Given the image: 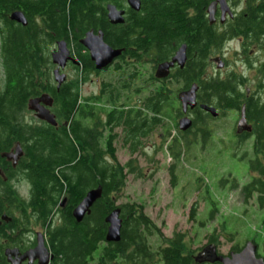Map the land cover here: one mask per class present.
Returning <instances> with one entry per match:
<instances>
[{"label": "trees", "instance_id": "16d2710c", "mask_svg": "<svg viewBox=\"0 0 264 264\" xmlns=\"http://www.w3.org/2000/svg\"><path fill=\"white\" fill-rule=\"evenodd\" d=\"M87 1L0 0V173L6 179L4 183L0 176V216L4 214L11 219L10 223L0 225V264H5L4 248L26 250L25 235L37 224L47 231V248L52 256L49 264H218L214 259L206 261V257L196 261L195 251L185 247L182 233L165 238L142 205L118 204L127 175L141 178L142 174L134 166V160L124 165L118 162L115 142L120 140L130 156L138 153L145 139L163 127L170 117L174 118L171 106L175 98L170 97L166 89H154L143 98L136 93L132 101L127 95L130 82L121 76L103 82L97 95L81 98L82 81L89 72H95L88 54L80 46V40L91 25ZM247 8L245 22L253 27L251 34L256 35L254 0H248ZM15 12L23 15L26 26L9 20V15ZM168 17L170 19L164 21L165 35L157 31L150 37L160 41L171 32L191 26L184 11L172 9ZM230 24L234 27L229 29L228 38L238 37L240 19L237 17ZM62 41L75 54L78 66H72L76 77L68 78L57 89L50 55L55 45ZM107 44L114 48L113 41L107 40ZM203 58L202 54L194 64L188 63L184 68L178 78L184 85L192 84L194 71L200 77L205 66ZM239 85L240 78L233 74L227 75L224 81L199 78L197 98L204 105L216 104L226 111L237 113L245 108L251 133L242 134L238 141L245 144L251 140L248 169L254 177L241 187L233 180L231 186L239 190L244 205L253 203L263 211L264 224V94L251 93L245 98ZM42 95L52 99L50 112L55 117L56 127L26 120V116H31L28 102ZM194 113L195 123L204 127L206 121L213 120L209 116L198 117L200 111ZM173 130L182 141L175 138L169 151L179 160L182 150H188L191 143L185 139L188 132H179L176 123ZM208 136L204 134L202 139ZM16 144L21 146L23 158L13 169L1 155L10 152ZM246 156L247 152L243 157ZM17 175L31 187L28 199L19 196L10 186ZM98 187L102 190L101 198L94 203L90 214L76 223L73 209L87 192ZM61 204L65 206L61 209L65 222L62 227L50 228L49 218ZM115 211L119 212L122 222L121 239L118 243H107L106 219ZM189 217L196 222L195 207L191 208ZM154 236L160 242L155 251L149 244V238ZM219 238L215 231L206 235L207 245L202 249L212 245L216 256L221 257L216 247ZM229 238L228 242L232 243L234 235L230 234ZM251 243L259 247L254 241ZM240 250L233 245L229 254ZM261 250L264 254V239ZM262 254L257 252V257L264 260Z\"/></svg>", "mask_w": 264, "mask_h": 264}, {"label": "rangeland", "instance_id": "374dc122", "mask_svg": "<svg viewBox=\"0 0 264 264\" xmlns=\"http://www.w3.org/2000/svg\"><path fill=\"white\" fill-rule=\"evenodd\" d=\"M226 49L228 66L218 69L216 62L208 74L218 73L225 77L233 74L238 78L245 75L246 86L250 90L261 85L262 81L264 84L259 75L253 71L247 72L238 56L237 45L230 44ZM62 73L67 79L77 75L73 68H66ZM111 77L113 81L116 78L111 70L98 74L89 72L80 85L81 98L97 95L102 83ZM145 96L143 94L141 98ZM30 119L38 121L32 114L26 116V120ZM212 119L206 125L210 133L206 140L195 141L191 135L185 137L191 144L188 150H182L183 155L179 160L169 151L175 138L182 141L173 130L178 121L171 117L163 127L157 128L143 141V147L133 156L117 140L115 148L118 162L124 165L134 160V166L142 174L141 178L127 175L126 187L118 204L130 202L142 205L145 214L161 229L165 238H171L176 232L184 234L185 247L194 250V256L207 245L205 236L213 231L220 236L216 247L221 256H227L233 245L243 248L251 241L258 244V252L262 254L263 211L258 210L253 203L244 205L239 190L231 186L233 180L241 187L254 177L248 169L251 140L240 144L234 136L233 129L239 119L236 112L227 111L224 116ZM245 152L247 156L244 158ZM171 171L174 173V185L171 183ZM10 186L26 199L27 185L11 181ZM193 207L196 208V222L189 217ZM31 228L37 231L36 226ZM230 234L234 235L232 243L228 242ZM159 243L157 236L149 238L153 251Z\"/></svg>", "mask_w": 264, "mask_h": 264}, {"label": "flooded vegetation", "instance_id": "af4514ba", "mask_svg": "<svg viewBox=\"0 0 264 264\" xmlns=\"http://www.w3.org/2000/svg\"><path fill=\"white\" fill-rule=\"evenodd\" d=\"M134 1L137 4H134L133 6L137 7V9L131 7L128 0H114L113 3H107L101 0L87 1V6H89L91 12V17L89 19L91 25H89L90 29L86 33L90 32L94 35H98L100 32L103 35V41L106 44L107 40L109 42L113 41V49L121 51L120 56L114 59L111 66L100 72H97L94 68L96 73H93L98 74L114 70V76L128 78L130 84L127 89V95L130 97H133L136 93L149 95L154 91V89H166L165 91L170 92V97L175 98L171 106V110L175 112L173 119H177L179 122L181 119L187 118L192 123V127L187 131L188 133L186 136L191 135L192 139H195L196 141L197 139H202L204 134L207 136L210 135L209 131L206 130L208 121H206L205 127L195 123L196 117L194 112L196 111L201 112L199 114L200 116H198L200 118H206L207 116L211 118L210 114L200 109V106L207 105L200 103L197 98V93L200 88L199 78L206 81H224V79H226L225 76H221L218 73L208 74V71L215 65L216 62L218 65H222L223 68L228 66L226 59L228 49H226V47L230 44H234L238 47V56L240 57L241 62L244 63L243 65L246 67L247 72L250 73L253 71L255 75H259L261 79L264 80V0H254V29L257 31L256 35L251 34L253 27H249L245 22L248 12V0H225L229 12L231 13V17L226 13L224 19H222L220 7L217 5L213 10L212 21L209 16V8L215 0ZM107 6L114 7V24H111L108 19ZM172 9L184 11L185 19L191 26L187 29H178L175 32H171L169 36L160 41L156 40V38L150 37L149 35L155 34L157 31L164 32L163 34L165 35L167 30L166 26H164L166 25L164 21L167 22V20L170 19L168 15L169 11ZM93 12L96 14L93 15ZM11 15L12 14L9 15V20L17 24L12 20ZM237 17L241 22V34L238 37L230 39L228 38L229 29L234 27L232 26L233 24L231 25L230 23H234ZM118 20H120L121 23H119ZM85 34L83 38L85 37ZM80 46L82 45L80 44ZM182 46H185L186 48V60L184 66L179 68L177 64H174L173 67L169 69L168 76L165 79H157L156 72L158 67L162 64L170 63L178 49ZM82 48L84 49L83 46ZM190 48H193V50L190 51ZM167 49L169 50L168 52ZM54 50L55 49H53L51 53ZM69 51L72 58L76 62V65L68 63L66 66L68 69L72 68V66H78L75 54L72 53L71 50ZM86 53L88 54L87 51ZM202 54L204 55L203 59L205 60V66L202 70V74L199 77L198 72L194 71L192 75L194 81L192 84L189 86L184 85V83L178 79L179 76L182 75V71L186 68L188 63L194 64L200 59ZM54 70L55 67L53 66L52 72ZM246 79L245 75L240 76L239 87L245 98L249 97L251 93L258 92V94L261 95L259 92H263L264 94V89H262V87H264L263 81L261 85H257L254 90H250L246 86ZM192 85L197 86L196 105L192 110L187 108L186 113L183 114L182 105L178 100V96L189 91ZM207 107L216 109L218 112L217 118L224 116L227 112L226 110L218 108L216 104L208 105ZM48 109L50 110L51 107ZM31 114L34 116L33 113ZM238 114L239 112H237V115ZM233 131H235L234 136H236L238 141L239 136L242 134H237L236 128L233 129ZM8 164L11 166L10 163ZM0 175L3 176L1 173ZM2 176L1 178L3 179ZM11 181H15L18 185H27L28 190L26 199L30 197L31 187L26 180L17 175ZM3 182L5 183L6 179H3ZM64 207L61 204L59 207L55 208L49 218L51 225L50 228L63 226L65 218H63L61 214V209H64ZM40 225L41 224L36 225L37 231L34 228H31V231L25 235L26 240L24 245L27 247L26 250L21 251L18 248L11 249H17L22 254L26 251L34 249L37 245L38 239L43 240V243L47 248V231H44ZM5 250H7V248H4V252ZM49 254L51 255L50 252ZM4 262L5 264H9L5 256ZM21 264H28V262L26 261ZM32 264H38V261L36 260Z\"/></svg>", "mask_w": 264, "mask_h": 264}, {"label": "water", "instance_id": "95a60500", "mask_svg": "<svg viewBox=\"0 0 264 264\" xmlns=\"http://www.w3.org/2000/svg\"><path fill=\"white\" fill-rule=\"evenodd\" d=\"M131 7L137 4L134 0H128ZM219 5L221 11V18L224 19L227 13L231 17L228 6L225 0H215V2L209 8L210 20L213 19V10ZM108 19L111 24H114V7L107 6ZM120 14V13H119ZM12 20L21 26H26V20L20 12H15L11 15ZM121 23L120 20H118ZM80 44L88 52L90 61L93 63L94 68L97 72L103 71L112 65L115 58L120 56L121 51H116L110 46H108L103 41V35L99 32L98 35L93 33H86L85 37L80 41ZM55 50L50 55L51 64L55 67L52 72L53 80L57 86V89L66 81L67 77L61 72L65 70L68 63L76 65V62L71 56V53L65 42H58L55 45ZM186 48L182 46L178 49L175 56L170 63L162 64L158 67L156 72L157 79H165L168 76L169 69L177 64L179 68L184 66L186 60ZM222 68V65H218V69ZM196 92L197 86L192 85L189 91L178 96V100L182 105V113L185 114L187 108L190 110L194 109L196 105ZM52 99L48 95H42L36 99L30 100L27 105V110L34 114V117L49 126L56 127L57 123L54 115L50 112L48 108L52 107ZM200 109L208 114L212 118H217L218 112L216 109L200 106ZM192 123L189 119L184 118L178 122L179 132L185 133L190 130ZM237 134H250L251 125L248 124L245 117V108L242 107L239 112V119L236 124ZM1 158L7 163H10L12 168L15 169L19 161L23 158V151L19 144H16L8 153L2 154ZM2 176V175H0ZM102 190L100 187L90 190L86 193L81 202L73 209L72 217L76 223H80L86 215L90 214V210L94 203L101 198ZM11 219L6 215L0 216V225L2 223L8 224ZM106 223L108 225L106 232V242L107 243H118L121 239V227L122 222L119 218V212L115 211L110 214ZM258 248L251 242L246 243L243 248L238 253H231L228 256H216V249L214 246L210 245L202 249L195 260L206 257V261H213L218 264H264V260L257 257ZM4 256L9 264H21L23 262H28L32 264L34 261H38V264H49L52 260V256L49 254L48 249L45 247L43 240H37V245L34 249L20 253L17 249H7L4 252Z\"/></svg>", "mask_w": 264, "mask_h": 264}]
</instances>
